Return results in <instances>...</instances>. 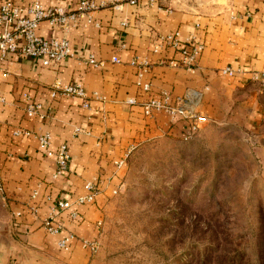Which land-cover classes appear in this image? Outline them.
I'll return each instance as SVG.
<instances>
[{"label":"crops","instance_id":"obj_1","mask_svg":"<svg viewBox=\"0 0 264 264\" xmlns=\"http://www.w3.org/2000/svg\"><path fill=\"white\" fill-rule=\"evenodd\" d=\"M12 1L27 6L36 0ZM44 7L76 6L77 0H38ZM100 8L92 13L97 25L81 21L68 32L52 31L48 21L41 22L39 34L65 37L74 57L60 66L39 67L32 59L15 58L0 70V178L5 187L0 198L8 214L0 219V261L5 264H92V258L79 244L64 252L58 240L72 232L90 241L99 240L107 207L114 191L121 192L127 168L117 169L115 161L141 144L161 136L181 137L186 122H173L164 112L152 117L140 105L127 100L139 96L135 57H147L155 64L145 80L152 91H168L175 96L192 89L205 92L201 112L211 123L239 124L255 141L257 156L264 166V92L250 81L249 72H264V0H95ZM119 5L120 9H116ZM179 31L183 38L194 37L205 45L195 70L171 68L165 61L178 58L173 49L153 52L160 37ZM90 55L105 61L102 68L85 64ZM118 60L116 62L115 60ZM225 67L247 71L244 79L221 75ZM80 82L87 93H99L106 101H93L89 109L80 99L50 98L49 86ZM26 91L43 105L45 119L27 118L21 103ZM22 128L33 134L49 133L51 149L66 143L71 164L64 178L52 180L54 157L39 151L34 136L14 137ZM130 157V156H129ZM99 184L96 203L81 207V217L73 222L67 212L56 220L64 230L49 235L41 219L56 199L74 200L84 195V185ZM40 195V219L28 212L30 196ZM22 213L19 218L15 214ZM18 224V227L16 226ZM1 264V263H0Z\"/></svg>","mask_w":264,"mask_h":264},{"label":"rangeland","instance_id":"obj_2","mask_svg":"<svg viewBox=\"0 0 264 264\" xmlns=\"http://www.w3.org/2000/svg\"><path fill=\"white\" fill-rule=\"evenodd\" d=\"M126 168L92 264H264V166L239 124L156 137Z\"/></svg>","mask_w":264,"mask_h":264},{"label":"built area","instance_id":"obj_3","mask_svg":"<svg viewBox=\"0 0 264 264\" xmlns=\"http://www.w3.org/2000/svg\"><path fill=\"white\" fill-rule=\"evenodd\" d=\"M137 1L130 0V4L135 5ZM115 7L120 9L119 5H115ZM99 8L100 6L95 0H77L74 8L61 5L44 7L38 0L27 6L12 1L0 2V70H6L11 60L19 57L32 59L39 67L48 69L56 68L66 59L73 58L75 55L67 38L58 36L48 38L39 34L41 22L46 20L52 31L62 32H68L76 28L81 21H85L87 25L94 24L98 26L92 17V13ZM167 49L175 50L179 57L166 60V65L176 69L195 70L205 45L191 36L183 38L182 34L176 31L160 37L153 52L161 54ZM115 61L118 62L117 59ZM85 64L94 68H102L106 63L103 60H97L94 55H90ZM154 64L147 57H135L131 61V65L137 69L136 85L139 89V96L146 97V99L139 101L132 98L127 100V104L140 105L146 117H152L155 112L164 111L173 122H186L188 130L182 135V139L188 141L210 124L209 118L200 109L204 94L209 91V87L202 90L192 89L181 96H175L168 91L154 93L152 84L145 80ZM220 73L230 78L244 79L248 72L243 69L225 67ZM248 74H250L248 79L257 83L264 92V72H249ZM48 88L52 100L59 98L80 99L86 109L90 108L93 101H106V98L97 92L89 95L80 82L63 84L61 81H57ZM0 103H4V98L1 96ZM21 103L27 118H46L43 113V105L28 92L24 91L21 94ZM13 135L14 137L34 136L38 142L39 151L47 157H54L56 160V169L52 175V180L64 178L71 164V152L68 144L62 143L53 150L51 149L52 137L49 133L33 134L22 128L16 129ZM129 156L130 153H127L123 158L115 161L114 164L117 169L123 170L127 167ZM84 190V195H79L72 201L69 199H56L54 201L46 217L41 219L42 227L49 235L56 236L64 230L63 223L56 220L61 213L67 212V218L76 222L81 217L79 210L81 207L96 203L100 192L98 182H86ZM4 192L5 187L0 178V194H4ZM116 194L118 192L114 191V195ZM39 200V193L37 191L33 192L30 196L28 212L35 218L40 219ZM21 216L22 213L20 212L15 214L16 218ZM16 226L18 227V224ZM97 226L100 228L102 221ZM75 244H79L91 256L99 250L98 240L90 241L80 238L72 232L63 235L58 240V247L64 252L70 251Z\"/></svg>","mask_w":264,"mask_h":264}]
</instances>
